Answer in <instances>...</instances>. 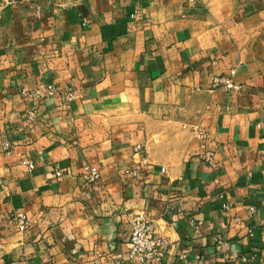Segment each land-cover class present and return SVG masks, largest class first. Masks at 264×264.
Listing matches in <instances>:
<instances>
[{
  "label": "crops",
  "instance_id": "0c3cea01",
  "mask_svg": "<svg viewBox=\"0 0 264 264\" xmlns=\"http://www.w3.org/2000/svg\"><path fill=\"white\" fill-rule=\"evenodd\" d=\"M5 1L0 264H127L141 211L163 264H264V0Z\"/></svg>",
  "mask_w": 264,
  "mask_h": 264
},
{
  "label": "built area",
  "instance_id": "2783aa9c",
  "mask_svg": "<svg viewBox=\"0 0 264 264\" xmlns=\"http://www.w3.org/2000/svg\"><path fill=\"white\" fill-rule=\"evenodd\" d=\"M1 1V0H0ZM17 0H6L4 5H13ZM234 72L231 71L227 75L215 76L211 83L212 90L223 89L229 92H240L242 86L233 81ZM33 97L39 102L48 99H62L65 105H69L75 100V90L59 91L53 85H41L35 92ZM29 119H34L33 112L29 113ZM11 146L8 142L4 143V150L10 152ZM134 155L143 157L146 160L144 149L136 146L133 149ZM23 163L27 165L29 170L34 169V164L28 160ZM82 175L83 181L87 185L96 183L100 179V172L97 168L85 166ZM125 175L131 178L137 176L134 169H127ZM128 225L130 227V236L127 243V264H163L169 250L168 239L158 233L154 221L146 212L129 213ZM15 221L20 231H25L27 228V219L23 214H16Z\"/></svg>",
  "mask_w": 264,
  "mask_h": 264
}]
</instances>
